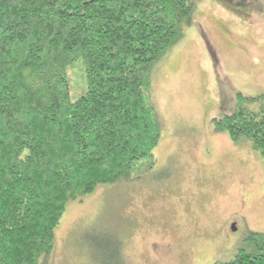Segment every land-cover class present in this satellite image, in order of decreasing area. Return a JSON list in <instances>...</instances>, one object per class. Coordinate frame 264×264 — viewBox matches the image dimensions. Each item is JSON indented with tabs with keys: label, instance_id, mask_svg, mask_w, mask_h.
Here are the masks:
<instances>
[{
	"label": "trees",
	"instance_id": "obj_1",
	"mask_svg": "<svg viewBox=\"0 0 264 264\" xmlns=\"http://www.w3.org/2000/svg\"><path fill=\"white\" fill-rule=\"evenodd\" d=\"M197 3L0 0V264H49L70 202L148 178L162 134L153 70ZM262 99L238 93L234 112L215 121L264 161ZM117 236L90 244L128 264ZM248 241L250 251L214 264H264V233Z\"/></svg>",
	"mask_w": 264,
	"mask_h": 264
},
{
	"label": "rangeland",
	"instance_id": "obj_2",
	"mask_svg": "<svg viewBox=\"0 0 264 264\" xmlns=\"http://www.w3.org/2000/svg\"><path fill=\"white\" fill-rule=\"evenodd\" d=\"M151 93L162 134L148 178L70 202L49 264H113L94 235L122 236L128 264H214L264 233V161L215 121L234 112L238 93L264 104V0H198L194 23L155 66Z\"/></svg>",
	"mask_w": 264,
	"mask_h": 264
},
{
	"label": "flooded vegetation",
	"instance_id": "obj_3",
	"mask_svg": "<svg viewBox=\"0 0 264 264\" xmlns=\"http://www.w3.org/2000/svg\"><path fill=\"white\" fill-rule=\"evenodd\" d=\"M234 225H236V223H235V222H232V227H233ZM235 229H236V228H235ZM218 233H219V230H218L216 233H213L212 235H210V237L213 238V236L218 235ZM202 235H203V236H207V234H202Z\"/></svg>",
	"mask_w": 264,
	"mask_h": 264
},
{
	"label": "water",
	"instance_id": "obj_4",
	"mask_svg": "<svg viewBox=\"0 0 264 264\" xmlns=\"http://www.w3.org/2000/svg\"><path fill=\"white\" fill-rule=\"evenodd\" d=\"M235 228H236V225L233 226V229H235Z\"/></svg>",
	"mask_w": 264,
	"mask_h": 264
}]
</instances>
